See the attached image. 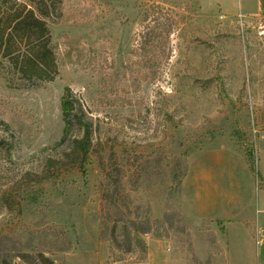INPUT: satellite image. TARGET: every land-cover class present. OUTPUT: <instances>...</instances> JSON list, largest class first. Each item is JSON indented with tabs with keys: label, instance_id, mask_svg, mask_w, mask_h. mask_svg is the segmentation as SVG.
Masks as SVG:
<instances>
[{
	"label": "rangeland",
	"instance_id": "1",
	"mask_svg": "<svg viewBox=\"0 0 264 264\" xmlns=\"http://www.w3.org/2000/svg\"><path fill=\"white\" fill-rule=\"evenodd\" d=\"M155 6L170 56L144 68ZM62 15L53 81L0 60V264H264V0H64ZM67 88L83 114L64 137ZM148 219L137 245L126 228Z\"/></svg>",
	"mask_w": 264,
	"mask_h": 264
},
{
	"label": "trees",
	"instance_id": "2",
	"mask_svg": "<svg viewBox=\"0 0 264 264\" xmlns=\"http://www.w3.org/2000/svg\"><path fill=\"white\" fill-rule=\"evenodd\" d=\"M30 4L18 0H0V60L7 68L8 74L18 77L21 81L29 83L50 82L59 74L56 53L51 46V32L48 21L60 19L64 0H28ZM263 5V0H260ZM154 13L157 16H153ZM146 31L143 33L140 61L144 68H153L160 60L161 52L168 62L170 54L168 48L173 29L170 16L162 14V7L155 6L145 15ZM164 46V49H162ZM168 53V54H167ZM147 79V76L145 77ZM70 88L65 90L62 97V118L64 122V137L77 128L79 114H83L80 104L72 100ZM78 103L76 108L75 104ZM82 129V128H81ZM86 129V131H85ZM82 129L83 137L74 140V153L80 157V166L85 167L90 158L91 141L88 128ZM250 159V158H249ZM251 161V159H250ZM112 221V222H111ZM113 223L108 233V226L104 227L101 236L118 247L117 224ZM132 225L127 227V236L134 239L137 245H143L142 236L152 231V221L148 219L147 227L140 228L136 220L129 221ZM156 224V223H154ZM160 236V235H159ZM21 255V254H20ZM24 262H29L27 256H17ZM4 264H11L5 261Z\"/></svg>",
	"mask_w": 264,
	"mask_h": 264
},
{
	"label": "crops",
	"instance_id": "3",
	"mask_svg": "<svg viewBox=\"0 0 264 264\" xmlns=\"http://www.w3.org/2000/svg\"><path fill=\"white\" fill-rule=\"evenodd\" d=\"M261 235H262V240H261V242H262V241H264V232Z\"/></svg>",
	"mask_w": 264,
	"mask_h": 264
}]
</instances>
